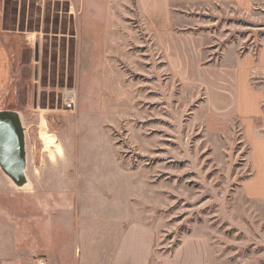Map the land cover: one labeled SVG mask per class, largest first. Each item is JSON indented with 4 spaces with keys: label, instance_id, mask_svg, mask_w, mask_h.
Listing matches in <instances>:
<instances>
[{
    "label": "rangeland",
    "instance_id": "374dc122",
    "mask_svg": "<svg viewBox=\"0 0 264 264\" xmlns=\"http://www.w3.org/2000/svg\"><path fill=\"white\" fill-rule=\"evenodd\" d=\"M81 16L78 0H6L0 16L15 68L0 112L17 113L26 158L21 184L0 166V264H108L96 251L132 210L158 228V253L193 234L208 264H264V197L246 187L254 169L242 122L213 119L204 89L174 78L157 50H85ZM198 16L220 36L215 61L226 43L258 53L264 42V0ZM256 73L264 89V66ZM66 87L78 91L74 111ZM263 190L264 171L251 188Z\"/></svg>",
    "mask_w": 264,
    "mask_h": 264
},
{
    "label": "crops",
    "instance_id": "0c3cea01",
    "mask_svg": "<svg viewBox=\"0 0 264 264\" xmlns=\"http://www.w3.org/2000/svg\"><path fill=\"white\" fill-rule=\"evenodd\" d=\"M78 1L82 12L81 32L85 31L84 26L88 27L85 39L81 40L82 48H102V42L111 48H120L130 42L157 50L166 71L174 78L204 89L206 108L213 119L236 118L242 122L245 138L251 146L254 169V176L246 187L250 194L264 197V190L251 191L257 174L264 171V129L259 128L264 122V89L254 84L257 70L264 66V42L258 53L244 52L242 46L234 42L226 43L215 61L212 50L220 44V36L207 30L198 16L200 11L215 4L243 10L254 0ZM5 3L6 0H0V16ZM107 32L110 33L108 37ZM86 33H94L95 39ZM228 53L234 55L230 66L221 64ZM14 76L12 52L0 31V102L14 85ZM51 137L48 151L54 148ZM135 212L118 215L117 224L121 229L117 236L112 243L96 251L109 257L108 264H208L206 241L193 234L187 235L171 253H158V228L142 210ZM91 253L85 252V255Z\"/></svg>",
    "mask_w": 264,
    "mask_h": 264
},
{
    "label": "water",
    "instance_id": "95a60500",
    "mask_svg": "<svg viewBox=\"0 0 264 264\" xmlns=\"http://www.w3.org/2000/svg\"><path fill=\"white\" fill-rule=\"evenodd\" d=\"M35 55L39 60L37 47ZM0 166L16 182L23 183L26 168L24 130L14 111L0 112Z\"/></svg>",
    "mask_w": 264,
    "mask_h": 264
},
{
    "label": "built area",
    "instance_id": "2783aa9c",
    "mask_svg": "<svg viewBox=\"0 0 264 264\" xmlns=\"http://www.w3.org/2000/svg\"><path fill=\"white\" fill-rule=\"evenodd\" d=\"M78 91L74 87H66L62 90V103L66 110L74 111L77 104Z\"/></svg>",
    "mask_w": 264,
    "mask_h": 264
},
{
    "label": "bare ground",
    "instance_id": "6f19581e",
    "mask_svg": "<svg viewBox=\"0 0 264 264\" xmlns=\"http://www.w3.org/2000/svg\"><path fill=\"white\" fill-rule=\"evenodd\" d=\"M42 139H43V141L45 143V147L47 148L48 147V141H49V139L48 138H45V137H43Z\"/></svg>",
    "mask_w": 264,
    "mask_h": 264
}]
</instances>
